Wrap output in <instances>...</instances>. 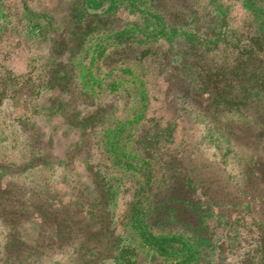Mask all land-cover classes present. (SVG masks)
<instances>
[{"label": "rangeland", "instance_id": "obj_1", "mask_svg": "<svg viewBox=\"0 0 264 264\" xmlns=\"http://www.w3.org/2000/svg\"><path fill=\"white\" fill-rule=\"evenodd\" d=\"M71 1L0 0V187L31 212L49 196L61 225L46 262L264 264V99L227 111L183 98L178 81L165 85L160 54L135 58L183 40L164 9L121 0L79 40ZM194 3L202 29L224 24L234 44L264 27V0ZM13 136L42 139L49 161L35 167ZM37 225L14 237L27 260ZM9 232L0 221V240Z\"/></svg>", "mask_w": 264, "mask_h": 264}, {"label": "trees", "instance_id": "obj_2", "mask_svg": "<svg viewBox=\"0 0 264 264\" xmlns=\"http://www.w3.org/2000/svg\"><path fill=\"white\" fill-rule=\"evenodd\" d=\"M89 1H71L70 10L75 11L73 16L75 25L84 23V28L79 29V33L76 32L79 40L91 30L89 26L91 23L94 27L104 28L107 25V18L103 16L114 9V3L127 6L121 0H116L117 2L99 0V2L88 5ZM194 5V0H148V7L164 9L165 14L161 16L166 25L175 26L172 31H176L175 28L182 30L184 36L183 40L175 46L170 45V48L175 50L167 49L162 52L163 48L157 49L148 45L138 51L139 56L135 58L140 62L147 60L151 62L160 54L165 69H168L167 71L162 69L164 72L160 73L165 85L169 87L174 81H178L179 86L176 85V89L182 93L183 98H199L202 94L207 98V102L212 103L215 99H219L227 111L246 107L264 99V27L258 32L251 34L249 32L241 42L234 44L232 39L227 38L224 24H219L216 30L208 25L202 29L203 21H207L196 15L198 11ZM216 31L218 32L215 33ZM134 36L151 38L141 33L134 34ZM213 51L221 53L224 60L215 67H212L207 60V55ZM172 56L174 57L171 59ZM236 83L241 84L239 89L235 88ZM4 98L7 97L0 96V107L4 104ZM261 114L264 119V110ZM10 121L9 125H12L14 118ZM19 132L23 133V130ZM10 134L14 135L13 131ZM13 137L17 139L15 142L18 145L22 144L24 153L31 159V163H35V167H42L49 161L43 152L42 139L28 136L19 137L20 139L17 136ZM44 187L46 190L48 184L46 183ZM42 192L40 190L39 194ZM10 193V189L0 187V221L2 226L10 231L8 235H5V240H0V264H48L45 257L51 249L49 241L52 231L50 230L61 225L56 222L57 210H51V205L48 204L49 196H47L39 204L37 212H31L33 209L31 202L27 203V206L24 202L18 204L21 197L15 196L14 200H10ZM45 193L43 192V196H46ZM28 220L38 224L36 238L38 255L29 260L23 258L22 252L19 251L20 247H14L13 244L17 229ZM62 233L61 231V235ZM58 238L60 241L61 237ZM58 246V252H61L63 249L60 247L61 244ZM79 249L81 248H74L71 253Z\"/></svg>", "mask_w": 264, "mask_h": 264}]
</instances>
